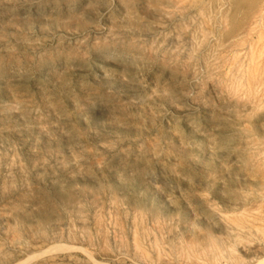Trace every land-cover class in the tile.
<instances>
[{
	"label": "rangeland",
	"instance_id": "obj_1",
	"mask_svg": "<svg viewBox=\"0 0 264 264\" xmlns=\"http://www.w3.org/2000/svg\"><path fill=\"white\" fill-rule=\"evenodd\" d=\"M264 257V0H0V264Z\"/></svg>",
	"mask_w": 264,
	"mask_h": 264
},
{
	"label": "bare ground",
	"instance_id": "obj_2",
	"mask_svg": "<svg viewBox=\"0 0 264 264\" xmlns=\"http://www.w3.org/2000/svg\"><path fill=\"white\" fill-rule=\"evenodd\" d=\"M255 264H264V257H261Z\"/></svg>",
	"mask_w": 264,
	"mask_h": 264
}]
</instances>
